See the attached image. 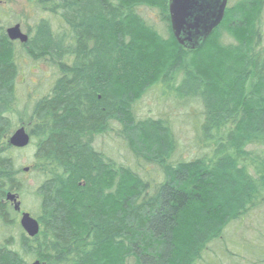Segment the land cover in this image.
<instances>
[{"label": "trees", "instance_id": "obj_1", "mask_svg": "<svg viewBox=\"0 0 264 264\" xmlns=\"http://www.w3.org/2000/svg\"><path fill=\"white\" fill-rule=\"evenodd\" d=\"M28 1L55 25L39 19L25 44L0 25V264H199L233 225L264 222V0L227 5L195 50L175 40L168 0ZM23 57L55 70L31 105L16 87ZM153 89L168 114L137 117ZM21 127L30 143L15 149ZM111 131L133 167L98 149ZM28 148L25 172L13 153ZM255 241L243 249L264 264L260 227Z\"/></svg>", "mask_w": 264, "mask_h": 264}, {"label": "rangeland", "instance_id": "obj_2", "mask_svg": "<svg viewBox=\"0 0 264 264\" xmlns=\"http://www.w3.org/2000/svg\"><path fill=\"white\" fill-rule=\"evenodd\" d=\"M236 1L237 0H227V5L230 6ZM39 19L48 20V22L50 21L55 25L54 18H50V16L44 13L39 15L34 13L31 10V5L28 0H0V25H3L5 29H7V27L9 28L10 25L8 23L12 22L11 26L18 24L21 31L30 36L34 30V25ZM22 60L21 72L17 78L16 87L19 92V100H21V103L24 105L27 103L31 105L37 95L45 92L47 86L51 83L52 75L55 70L42 61L34 62L25 57H23ZM158 92L157 89H153L142 98L135 110L137 117H156L160 114H168L169 108H167V106L165 108L161 105ZM172 114V118L176 120L177 126L175 127L179 142L186 147L187 145L184 144L189 142L193 136V129L185 123L190 120V116L188 118L182 117L184 114L183 111H179L178 113L173 112ZM97 147L116 161L133 167L132 165H134V163L129 152H127L123 144L115 138L113 131L101 137L100 140H98ZM31 151L32 148H28L13 153L17 159V166L27 169L26 172L32 168L30 164L32 156ZM185 153H187V151ZM136 170L144 176L153 175V170L150 167L141 169L136 168ZM28 180L30 181L29 184H32V178ZM22 212L29 213L28 211ZM260 214H264V212ZM259 227L264 230V222L257 221L255 216L245 221L243 226L233 225L226 231V242L223 249L221 248L222 244L216 246V248L212 249L215 251L207 253L203 261L199 264H253V257H255L254 253L252 252V254H250L243 248L248 247L253 251L257 244L255 237Z\"/></svg>", "mask_w": 264, "mask_h": 264}, {"label": "water", "instance_id": "obj_3", "mask_svg": "<svg viewBox=\"0 0 264 264\" xmlns=\"http://www.w3.org/2000/svg\"><path fill=\"white\" fill-rule=\"evenodd\" d=\"M227 0H168V12L171 32L177 43L188 49H198L212 32L221 24ZM10 41L25 44L27 35L23 34L18 24L6 29ZM30 143V135L23 128H18L9 138V145L15 149H24ZM26 172L27 169H24ZM7 200L19 213V225L23 232L33 238L38 234L37 221L27 212H21L15 195H8ZM31 264H41L34 261Z\"/></svg>", "mask_w": 264, "mask_h": 264}]
</instances>
